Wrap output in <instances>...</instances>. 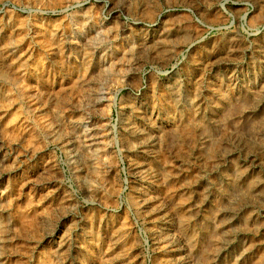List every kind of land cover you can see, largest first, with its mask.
<instances>
[{
	"label": "rangeland",
	"instance_id": "rangeland-1",
	"mask_svg": "<svg viewBox=\"0 0 264 264\" xmlns=\"http://www.w3.org/2000/svg\"><path fill=\"white\" fill-rule=\"evenodd\" d=\"M245 263L264 0H0V264Z\"/></svg>",
	"mask_w": 264,
	"mask_h": 264
},
{
	"label": "bare ground",
	"instance_id": "bare-ground-1",
	"mask_svg": "<svg viewBox=\"0 0 264 264\" xmlns=\"http://www.w3.org/2000/svg\"><path fill=\"white\" fill-rule=\"evenodd\" d=\"M146 24H147V23H146ZM138 116H139V115H138ZM159 249H160V248H159ZM235 252H236V251H235ZM226 255H227V253H226ZM243 256H244V255H243ZM224 257H225V256H224ZM226 261H227V260H226ZM226 261H225V262H226ZM240 262H241V261H240ZM245 264H246V263H245Z\"/></svg>",
	"mask_w": 264,
	"mask_h": 264
}]
</instances>
